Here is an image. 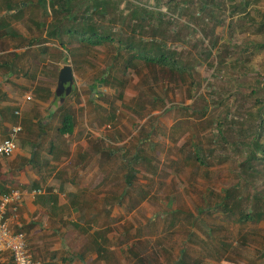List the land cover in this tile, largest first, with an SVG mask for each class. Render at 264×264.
I'll list each match as a JSON object with an SVG mask.
<instances>
[{
	"label": "rangeland",
	"instance_id": "rangeland-1",
	"mask_svg": "<svg viewBox=\"0 0 264 264\" xmlns=\"http://www.w3.org/2000/svg\"><path fill=\"white\" fill-rule=\"evenodd\" d=\"M214 1L213 20L199 16L194 3L181 16L159 7L172 21L163 25V38L194 67L193 79L141 63L127 67L124 53L111 44L73 43L68 51L44 42L43 23L52 16L39 0H0V83L18 79L41 97L51 94L57 112L43 131L84 159L71 165L87 163L80 167L84 180L75 168L74 189L84 185V199L111 204L104 221L106 264H174L183 257L187 264H264V220L240 218L242 210L264 208L256 199L264 195V171L244 164L250 149L234 128L225 142L218 126L228 101L246 137L256 124L249 93L264 75V29L257 24L264 0H250L245 13L240 0ZM7 3L15 10L8 13ZM239 45L248 48L237 52ZM66 64L74 69L77 90L59 105L55 90ZM67 112L75 117V132L61 136ZM195 147L205 163L196 159ZM230 189L240 197L237 207L224 203Z\"/></svg>",
	"mask_w": 264,
	"mask_h": 264
},
{
	"label": "crops",
	"instance_id": "crops-1",
	"mask_svg": "<svg viewBox=\"0 0 264 264\" xmlns=\"http://www.w3.org/2000/svg\"><path fill=\"white\" fill-rule=\"evenodd\" d=\"M23 85L18 79L0 83V143L11 137L14 129L21 128L14 155L0 159V203L2 196L13 189L24 192L19 211H8L11 229L25 234L29 251L43 264H106L108 249L104 242L110 235H105L104 221L111 204L106 199H84V185L79 192L74 189L75 168H79V178L84 180L87 174L78 163L84 159L73 148L67 151L65 143L56 144L49 138L47 128L43 131L57 111L49 95L41 97L31 85ZM57 132L61 136L73 135L75 129L71 134ZM97 156L101 157L99 153ZM73 159L78 162L71 165L69 161ZM86 165L83 163L82 167ZM101 169L100 164L94 168L99 173ZM100 175L98 184L105 180ZM91 176L85 181L90 182ZM36 190L42 192L35 194ZM113 201L116 203L117 199ZM116 209L117 206L111 217L116 216ZM12 263L10 253L0 251V264Z\"/></svg>",
	"mask_w": 264,
	"mask_h": 264
},
{
	"label": "trees",
	"instance_id": "trees-1",
	"mask_svg": "<svg viewBox=\"0 0 264 264\" xmlns=\"http://www.w3.org/2000/svg\"><path fill=\"white\" fill-rule=\"evenodd\" d=\"M201 1L200 4L199 2L194 3L193 0H155V5H150L145 0H39L45 14L52 16L50 23H43L47 34L43 41L59 43L68 51L70 50L69 44L73 43L81 44L85 48L111 44L120 53H124L127 67H136L141 63L148 68H161L183 78L189 76L194 79V67L188 64L180 52L171 48L163 38L165 35L163 25L172 23V21L170 18H166V14L159 7L164 4L169 10H174L178 16H181L187 10L188 5L194 3L199 16L205 19H215V8L219 2L214 0ZM26 3L27 1L21 3V7L24 8ZM250 5V0H240L238 6L242 7L241 13H245ZM238 6L234 5L235 12ZM13 10H15L13 5L8 4V13ZM258 12L261 19L257 24L259 28L264 29V14L260 9ZM249 16L250 13H248ZM244 45L237 46L236 51H245L248 47H244ZM44 50L46 51L47 47ZM0 66H2L1 63ZM100 81L106 83L107 77L104 76ZM238 95H240L239 92L236 94L235 100H238ZM249 95L254 98L256 110L254 114H257V119L248 136L246 137L242 129L236 128L240 122L237 119V113L231 111L234 104L229 101L225 102L227 113L219 118L218 126L225 142H228L227 134L229 136L236 134V138L245 140L250 151L244 164H247L251 170L260 172L264 171V75L262 80H259L258 85L252 88ZM229 119L232 121L228 122ZM227 124H229L230 132L226 131ZM75 125L74 116L67 112L63 116L62 125L58 131L61 134H71L74 132ZM232 128H234L235 134H233ZM200 152V148L195 147L196 159L205 163V160L201 159ZM133 177L134 175L129 176V184ZM239 198L230 189L227 191L224 203L226 205L234 204L237 207ZM256 199H263L264 201V195L262 194L260 198L256 197ZM240 214L242 221L264 220V208L251 211L242 210ZM174 264H187V262L183 257L176 260Z\"/></svg>",
	"mask_w": 264,
	"mask_h": 264
},
{
	"label": "built area",
	"instance_id": "built-area-1",
	"mask_svg": "<svg viewBox=\"0 0 264 264\" xmlns=\"http://www.w3.org/2000/svg\"><path fill=\"white\" fill-rule=\"evenodd\" d=\"M20 130L21 128L17 127L11 137L0 143V159L14 155L18 148L16 136ZM41 192V190H36L35 194ZM23 199L24 192L20 188L13 189L2 196L0 203V251L10 253L12 264H43L40 260L35 259L29 251L25 234L13 231L10 226L8 211L10 209L12 213L16 214Z\"/></svg>",
	"mask_w": 264,
	"mask_h": 264
},
{
	"label": "water",
	"instance_id": "water-1",
	"mask_svg": "<svg viewBox=\"0 0 264 264\" xmlns=\"http://www.w3.org/2000/svg\"><path fill=\"white\" fill-rule=\"evenodd\" d=\"M77 89L76 77L72 65H64L59 72L58 85L56 88V95L61 97L62 104L65 100V96L70 95Z\"/></svg>",
	"mask_w": 264,
	"mask_h": 264
}]
</instances>
